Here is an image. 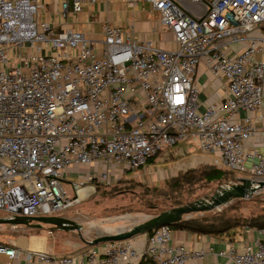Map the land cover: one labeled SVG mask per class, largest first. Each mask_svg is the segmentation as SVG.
<instances>
[{
	"label": "built area",
	"instance_id": "1",
	"mask_svg": "<svg viewBox=\"0 0 264 264\" xmlns=\"http://www.w3.org/2000/svg\"><path fill=\"white\" fill-rule=\"evenodd\" d=\"M41 0H0V217L52 216L81 203V192L121 180L167 147L194 141L217 165L264 181V153L246 150L255 134L251 117L264 97V0H104L151 12L173 34L176 48L136 41L122 25L107 23L104 39L81 30L56 33L38 19ZM101 0H61L63 16ZM243 46L229 52L231 44ZM205 60L227 80L226 97L198 110L196 73ZM249 159L251 166L247 165ZM72 166L94 169L64 186ZM242 177V176H241ZM240 177V179H241ZM264 230V229H263ZM165 225L132 239L93 245L56 257L0 241V264H187L204 251L173 243ZM237 264H264V240L221 252Z\"/></svg>",
	"mask_w": 264,
	"mask_h": 264
},
{
	"label": "crops",
	"instance_id": "2",
	"mask_svg": "<svg viewBox=\"0 0 264 264\" xmlns=\"http://www.w3.org/2000/svg\"><path fill=\"white\" fill-rule=\"evenodd\" d=\"M39 6L38 19L50 23L56 33L67 29H76L83 31L92 40L102 41L104 39V26L107 23L113 25L119 24L126 31L129 30V33L138 42L154 40L166 50H174L176 48L173 34L161 24L159 15L151 12V8L146 9L145 4L136 8H130L122 2L101 0L95 4L86 5L79 13H75L70 9L65 17L61 8V0H41ZM254 35H260L264 38V30L254 32ZM242 47L238 43H233L229 48V52L235 54L241 51ZM263 57L264 46L263 50L256 54L257 59H262ZM196 83L200 89L197 99L198 110L200 112H204L209 104L222 101L228 93L227 80L217 77L209 69L205 60H202L198 65ZM247 117L252 118L255 134L245 143V148L246 150L256 149L264 153V97L260 109L252 112L242 109L238 112L236 118L244 120ZM178 150L179 152L176 149L168 150L162 159L168 164L176 165V169L165 172L169 178L176 176L182 171L196 168L203 164L217 165L216 163H218V153H202L194 141L185 140L181 142V148H178ZM154 158L151 160H153V163H156ZM251 162V159L247 162L249 167L251 166ZM93 169L92 166H72L66 170V179L71 182H79L88 173L92 172ZM14 227H11V229ZM258 239L264 240V230L249 227H244L238 231L232 241L227 238H219L180 229H174L173 232L174 244H183L190 251H204L203 257L191 258L187 264H237L230 257L221 255V252L230 249L242 251L246 244ZM132 242L136 247L143 248L145 245L144 234L137 235L132 239ZM13 246L23 250L26 249L28 246L27 238L22 234L17 235ZM17 261L19 264H35L26 263L22 257Z\"/></svg>",
	"mask_w": 264,
	"mask_h": 264
},
{
	"label": "rangeland",
	"instance_id": "3",
	"mask_svg": "<svg viewBox=\"0 0 264 264\" xmlns=\"http://www.w3.org/2000/svg\"><path fill=\"white\" fill-rule=\"evenodd\" d=\"M145 5L146 9H150L152 6L151 3H145ZM129 32L127 30V33ZM181 142L183 141L162 150L154 158L156 163L150 160L143 169L122 171V180L114 182L109 187L105 183H100L96 185L97 189L91 187L84 189L81 192L83 196L81 203L56 212V216L63 217L79 225V230L58 229L47 223L36 228L27 225L14 227L3 224L0 226V241L8 246H13L17 235L22 234L27 238V249L31 252H48L56 257L75 255L93 246L88 245L86 241H91L102 235L128 230L158 216L166 208L172 207L171 209H173L200 200L210 201L213 196L221 193L223 189L239 184L241 176V178H246L241 174L229 172L223 180L200 181L187 187L186 191L171 192V186L168 183L169 177L166 176L165 172L176 169V165L171 163L170 165L162 159L168 150L176 149L179 152L178 148H181ZM135 182H143L144 185H137ZM63 183L69 197L74 198L76 191L72 182L65 179ZM155 185H159L161 192L166 194H157V191L153 189ZM257 195L264 198V189L252 196ZM252 196L242 198L241 202H238L239 199H233L208 212L234 208L243 215L249 216L260 209V205L250 200ZM234 209H231L232 212H234ZM204 213L206 212L191 213L186 216L202 215ZM5 215L7 213L0 211V216ZM11 227L14 228L11 229Z\"/></svg>",
	"mask_w": 264,
	"mask_h": 264
},
{
	"label": "trees",
	"instance_id": "4",
	"mask_svg": "<svg viewBox=\"0 0 264 264\" xmlns=\"http://www.w3.org/2000/svg\"><path fill=\"white\" fill-rule=\"evenodd\" d=\"M229 172L232 173V171L215 164H203L199 167L182 171L178 175L168 178V183L171 186V192H182L186 191L187 187L193 186L200 181L212 182L223 180L227 177ZM131 179L130 181H132ZM135 184L142 186L143 182H135ZM159 187V185H155L153 189L157 191V194L165 195L166 193L161 192L162 190L159 189ZM250 200L257 205H260V209L258 212H254L249 216L243 215L237 209L225 208L220 211L206 212L202 215L185 216L179 222L171 225V227L173 229L186 230L193 233L227 238L232 241L235 234L244 227L264 229V198L257 195L252 196ZM241 201L242 199L238 200V202ZM171 208L172 207L166 208L162 211L170 210ZM231 209H234V212H232ZM27 226H32L34 228L38 227L34 222H30Z\"/></svg>",
	"mask_w": 264,
	"mask_h": 264
},
{
	"label": "water",
	"instance_id": "5",
	"mask_svg": "<svg viewBox=\"0 0 264 264\" xmlns=\"http://www.w3.org/2000/svg\"><path fill=\"white\" fill-rule=\"evenodd\" d=\"M264 189V181L254 182L249 178H241L239 184L223 189L221 193H217L210 201H196L181 207L167 210L149 219L146 222L138 224L128 230L118 231L115 234L102 235L91 241H86L88 245H98L105 242L122 241L132 239L140 234H145L159 229L165 225H173L182 220L186 215L197 212H208L228 203L233 199H242L251 197L253 194ZM30 222H36L38 227L42 224H51L58 229L79 230L80 226L63 217L52 216H15L0 217V225L6 224L11 226L28 225Z\"/></svg>",
	"mask_w": 264,
	"mask_h": 264
}]
</instances>
